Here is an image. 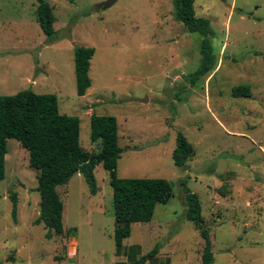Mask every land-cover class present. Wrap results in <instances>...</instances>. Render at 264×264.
<instances>
[{
    "label": "rangeland",
    "instance_id": "374dc122",
    "mask_svg": "<svg viewBox=\"0 0 264 264\" xmlns=\"http://www.w3.org/2000/svg\"><path fill=\"white\" fill-rule=\"evenodd\" d=\"M98 2L53 3L52 38L28 24L0 32V95L54 94L60 113L79 117V143L92 153L99 142L90 140V115L115 116L117 175L172 185L171 198L155 205L150 221L133 223L123 240L139 246L136 257L158 244L144 264H201L203 239L185 216L183 181L200 199L212 264H264V0H195L196 16L210 22L215 63L192 85L187 75L199 66L201 36L175 20L172 0H116L106 8ZM24 10L28 3L13 17ZM80 45L94 48L83 96L76 94L73 62ZM238 84L250 86L249 97L231 95ZM177 131L193 147L183 167L171 158ZM5 147L0 264L128 262L115 250L112 188L100 163L95 194L80 173L57 187L63 231L47 238L44 224L34 222L38 172L16 139Z\"/></svg>",
    "mask_w": 264,
    "mask_h": 264
},
{
    "label": "trees",
    "instance_id": "16d2710c",
    "mask_svg": "<svg viewBox=\"0 0 264 264\" xmlns=\"http://www.w3.org/2000/svg\"><path fill=\"white\" fill-rule=\"evenodd\" d=\"M172 5L175 20L188 31L201 36L199 66L187 75V81L192 85L214 67L215 56L209 40L212 29L207 18L196 16L195 0H172ZM35 19L42 32L52 38L55 34L53 7L46 0H38ZM93 54V47L80 45L73 48L76 94L79 96H83L91 85L88 72ZM250 94L248 84H238L231 89L233 97H249ZM117 129L115 116L91 114L90 140L99 142V150L92 153L84 150L79 143V117L60 113L54 94L25 89L11 95H0V180L4 177L5 141L14 138L27 151L28 165L38 172L36 191L39 195V213L34 222L44 224L48 229L46 237L49 238L51 231H63V203L57 187L67 183L74 174L80 173L89 192L95 194L97 187L93 170L100 163L108 173L112 188L116 253L128 255L126 264H144L157 254L158 244L136 257L139 246L125 247L123 240L130 235L133 223L150 221L155 205L171 198L172 185L164 178L117 175V161L122 151L118 145ZM192 153L191 143L182 132L177 131L175 147L171 153L173 164L183 167ZM182 187L185 194V216L203 239L201 264H212L214 258L209 230L201 214L200 199L186 187L184 181ZM8 197L11 201V217L15 221L16 196L11 193Z\"/></svg>",
    "mask_w": 264,
    "mask_h": 264
},
{
    "label": "crops",
    "instance_id": "0c3cea01",
    "mask_svg": "<svg viewBox=\"0 0 264 264\" xmlns=\"http://www.w3.org/2000/svg\"><path fill=\"white\" fill-rule=\"evenodd\" d=\"M46 1L53 7L54 5L53 3H55L56 1L59 2V1H72V0H46ZM97 1H99L98 3H100L103 0H97ZM0 2L3 11L1 13L2 18L0 22V32L2 33L11 32L12 29L14 30L15 28H17L16 24L18 26L20 24L23 25L28 24L29 26L36 28L37 30L38 28L41 29L35 19V7L37 5L38 0H0ZM22 3H26V4L28 3L30 11H28L27 14H25L26 10H24L23 12L24 14H22V16L19 15L18 18L13 17V14H15L13 10L16 9L19 4ZM15 11L16 13H18L17 10ZM26 15L29 16L26 17Z\"/></svg>",
    "mask_w": 264,
    "mask_h": 264
},
{
    "label": "water",
    "instance_id": "95a60500",
    "mask_svg": "<svg viewBox=\"0 0 264 264\" xmlns=\"http://www.w3.org/2000/svg\"><path fill=\"white\" fill-rule=\"evenodd\" d=\"M116 0H103L100 2L99 7L102 8H106L109 7L110 5H112ZM135 101H140V102H144L146 101V97L145 98H141V99H133Z\"/></svg>",
    "mask_w": 264,
    "mask_h": 264
}]
</instances>
